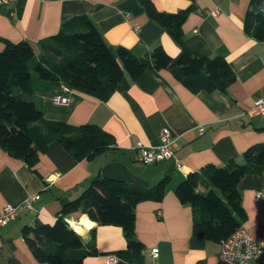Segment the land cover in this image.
Instances as JSON below:
<instances>
[{"label": "crops", "instance_id": "obj_1", "mask_svg": "<svg viewBox=\"0 0 264 264\" xmlns=\"http://www.w3.org/2000/svg\"><path fill=\"white\" fill-rule=\"evenodd\" d=\"M249 1L152 0L166 12L188 8L182 25L184 45L229 62L235 79L226 92L192 91L166 69H147L106 99L61 81L30 78L45 118L96 124L115 142L104 153L82 160L53 142L38 153L32 168L0 147V212L5 204L21 205L28 195L37 194L31 207L20 208L14 220L0 226V264H47L34 258L22 228L52 223L62 205L95 175L143 187L164 176L169 182L160 201L135 205V237L143 244L138 252L127 247L120 226L99 225L84 213H71L67 221L85 243L94 229L96 254L85 257L83 264H107L106 255L117 258L114 264H217L221 242L194 234L192 208L178 200L174 189L188 173L208 163L242 162L247 147L264 142V114L254 105L264 96V38L257 40L243 30ZM77 14H87L112 48L123 46L137 56L148 55L157 44L173 57L181 50L167 31L149 21L138 0H0V39L26 40L38 53V40L56 33L63 20ZM3 46L0 40V50ZM57 95L69 101L57 104L53 101ZM164 127L173 139L171 157L152 164L140 162L136 140L156 146ZM238 189L245 213L241 225L261 238L264 257V168L244 175ZM153 248L158 249L155 257Z\"/></svg>", "mask_w": 264, "mask_h": 264}, {"label": "trees", "instance_id": "obj_2", "mask_svg": "<svg viewBox=\"0 0 264 264\" xmlns=\"http://www.w3.org/2000/svg\"><path fill=\"white\" fill-rule=\"evenodd\" d=\"M150 22L167 31L179 43L177 56H170L157 44L148 55L137 56L128 48H112L104 41L87 14L63 20L56 33L38 40L35 53L26 40L5 39L0 50V147L25 161L32 168L39 152L57 142L76 160L91 159L114 144V137L102 127L43 116L41 103L34 98L30 78L61 81L69 88L106 99L112 92L125 89L130 81L147 69H166L192 91L226 92L235 79L229 62L221 56H207L184 45L182 25L188 8L166 12L152 0H138ZM243 30L251 37L264 38V0H250L243 19ZM242 162L229 160L223 165L208 163L188 173L174 193L181 203L192 208V228L203 239L221 242L237 229L245 213L238 184L248 173L264 168V142L250 145L242 152ZM169 177L149 187L122 179L92 176L79 194L69 199L52 223L22 228V236L34 258L47 264H83L96 254L90 242L68 223L73 212L86 214L99 225L120 226L127 247L134 252L143 248L135 237V205L144 200L160 201ZM203 187L200 190L199 187Z\"/></svg>", "mask_w": 264, "mask_h": 264}, {"label": "built area", "instance_id": "obj_3", "mask_svg": "<svg viewBox=\"0 0 264 264\" xmlns=\"http://www.w3.org/2000/svg\"><path fill=\"white\" fill-rule=\"evenodd\" d=\"M215 12L216 10H212V13ZM53 101L57 104H65L69 99L65 95H57L53 97ZM254 105L260 113L264 114V96L256 99ZM201 132L202 129L199 128V133ZM172 145L171 132L167 127H164L160 130L159 142L156 146H143L141 142L136 140V146L139 148L138 160L144 164H152L168 159L172 155ZM36 199L37 194H30L21 205L5 204L0 212V226H5L11 220H14L20 208L31 207V202ZM157 252L158 249L153 248L151 250L152 256H157ZM116 260L117 258L114 255L105 256L107 264H114ZM253 261L264 264L262 240L261 238L253 237L244 226L240 225L221 241L217 253V264H250Z\"/></svg>", "mask_w": 264, "mask_h": 264}]
</instances>
